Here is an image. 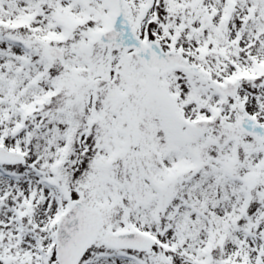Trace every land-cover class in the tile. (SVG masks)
Here are the masks:
<instances>
[{
	"label": "snow or ice",
	"instance_id": "1",
	"mask_svg": "<svg viewBox=\"0 0 264 264\" xmlns=\"http://www.w3.org/2000/svg\"><path fill=\"white\" fill-rule=\"evenodd\" d=\"M0 264H264V0H0Z\"/></svg>",
	"mask_w": 264,
	"mask_h": 264
}]
</instances>
